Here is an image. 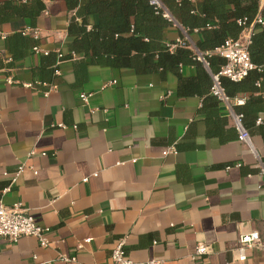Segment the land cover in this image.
Wrapping results in <instances>:
<instances>
[{
    "label": "crops",
    "instance_id": "obj_1",
    "mask_svg": "<svg viewBox=\"0 0 264 264\" xmlns=\"http://www.w3.org/2000/svg\"><path fill=\"white\" fill-rule=\"evenodd\" d=\"M42 2L44 11L30 20L14 13L17 0H0V199L20 203L48 228L49 245L0 239V264H109L119 239L135 262L264 264V252L246 250L239 261L236 251L240 234L256 231L264 241L261 138L250 136L251 148L240 142L218 101L216 116L201 112L203 99L177 95L169 72L76 58L41 82L44 55L26 45L67 54L72 16L65 0ZM181 30L174 24L165 40L182 37ZM186 35L195 48L199 35ZM195 74L193 67L179 71ZM80 94L90 95L86 104ZM22 164L3 194L10 182L3 174ZM198 245L207 253L192 260Z\"/></svg>",
    "mask_w": 264,
    "mask_h": 264
},
{
    "label": "trees",
    "instance_id": "obj_2",
    "mask_svg": "<svg viewBox=\"0 0 264 264\" xmlns=\"http://www.w3.org/2000/svg\"><path fill=\"white\" fill-rule=\"evenodd\" d=\"M259 1L159 0L174 23L188 35H199L195 48L204 56L208 64L205 68L187 43L170 48L174 41H166L164 34L174 23L156 13L148 0H65L72 13L66 29L70 39L68 53L60 52L56 58V54L47 52L38 68L39 78L44 82L42 75L51 77L58 63L76 58L105 68L169 72L177 77L176 94L202 98L201 112L214 117L217 100L209 94L211 75L217 74L225 61L212 52L226 39L236 40L250 27L247 52L253 69L238 82L220 76L219 83L230 101L244 100L241 106H233V111L242 115L249 136H259L264 144V119L256 125V119L264 112V24L253 23L256 17L264 19V7L259 9ZM12 8L16 15L34 20L45 7L42 0H17ZM243 20L245 24L239 25L238 21ZM26 46L32 53L38 47L33 43ZM182 67L195 68V76L181 77Z\"/></svg>",
    "mask_w": 264,
    "mask_h": 264
},
{
    "label": "built area",
    "instance_id": "obj_3",
    "mask_svg": "<svg viewBox=\"0 0 264 264\" xmlns=\"http://www.w3.org/2000/svg\"><path fill=\"white\" fill-rule=\"evenodd\" d=\"M21 2H26L27 0H20ZM150 6H152L156 13L160 12L162 17L167 21L174 23V20L169 15L167 10L161 5L159 0H148ZM255 24H264V19L261 17H256ZM177 25L176 23H174ZM239 25H244L245 20L238 21ZM31 31H23V35H27ZM182 37H178L174 40V44L170 48L175 47L176 45H183L187 43L190 44L189 39L184 30H181ZM34 34V33H33ZM251 28L245 29L241 35L235 40L226 39L223 44L216 48L212 54L217 55L225 61V64L220 68L219 72L215 75H211V87L209 94L226 109L227 115L232 123L233 128L237 133V139L240 142L246 144L251 148L250 136L247 131L244 129L242 124V115L235 113L233 111V106H241L244 102L242 98L235 99L230 101L225 95L220 83L219 77L223 76L230 79L233 82H238L246 77L247 73L253 69V65L250 62L247 47L250 43ZM195 59L202 63V65L207 68V62L204 56L199 53L194 47H190ZM34 54L46 55V51H42L39 47L33 49ZM210 55V54H208ZM60 57V54H58ZM10 78L7 80V84H13ZM35 84H40L38 81ZM115 84L114 82L105 83L102 85V89ZM26 87H32V85H23ZM47 94V92L45 93ZM90 95L80 94L79 99L82 103L86 104ZM261 119H256V124H260ZM174 152L173 148L167 149L163 152V155ZM34 153L31 152L29 156H32ZM45 156L44 153L41 154ZM27 168L25 165H19L13 173H4V177L9 179V185L2 191L3 194L10 191V188L15 184L18 176L22 171ZM33 175L37 173L33 170L32 167H28ZM258 174L264 177V166L259 165ZM264 186V182H263ZM49 232L48 228L41 227L36 224L31 216L27 213V210L20 204L15 203L11 206L5 205L0 199V239L6 240L8 243L15 244L21 238H34L38 242L40 247H47L49 245L48 240L46 239V234ZM246 250H256L264 252V241L260 237L259 233L256 231H250L244 234H240L237 238L236 251L238 253V260H245V251ZM207 253L206 247L204 245H198L195 248V251L192 255V260L199 259L201 256ZM62 261L65 262H75V257H60ZM109 264H160L158 261L149 260L145 262H135L132 261L125 252V240H117L111 250L110 263Z\"/></svg>",
    "mask_w": 264,
    "mask_h": 264
}]
</instances>
